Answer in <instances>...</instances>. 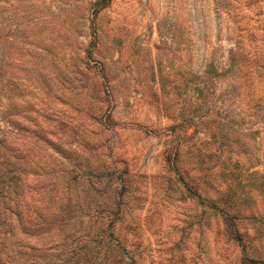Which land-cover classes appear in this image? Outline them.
<instances>
[{
    "label": "rangeland",
    "instance_id": "rangeland-1",
    "mask_svg": "<svg viewBox=\"0 0 264 264\" xmlns=\"http://www.w3.org/2000/svg\"><path fill=\"white\" fill-rule=\"evenodd\" d=\"M175 141L211 150L196 189ZM102 171L134 264H264V0H0L1 193L33 221ZM10 220L13 247L49 242Z\"/></svg>",
    "mask_w": 264,
    "mask_h": 264
},
{
    "label": "trees",
    "instance_id": "trees-1",
    "mask_svg": "<svg viewBox=\"0 0 264 264\" xmlns=\"http://www.w3.org/2000/svg\"><path fill=\"white\" fill-rule=\"evenodd\" d=\"M211 69L212 62L207 65V70ZM208 120L219 127L217 130L214 128L216 131L214 134L217 133L219 138L215 148L218 151L215 152V160H219L224 150L230 151L228 131L224 130L228 121L218 113L210 114ZM180 148L179 142L175 141L167 153V160L171 166L179 168L188 176V180H185L186 185L196 189L197 180L206 177L212 166L209 164L211 150L207 152L201 145L187 144L180 156ZM253 151L248 150L249 162L246 168L256 163L257 156ZM190 170H194L193 176L188 174ZM114 173L109 171L96 173L98 178L87 180L86 188L73 186L76 202L70 203L68 194L66 203L51 207L48 212H43V208H39L33 221L29 219L25 222H22V212L11 209L9 204L11 197L2 194L3 186H0V264H108V261L110 264H134L131 255L126 258L125 246L121 243L119 234L115 233L118 230L115 221L121 211L125 178L120 173L114 176ZM113 181L117 182L114 187ZM66 183V187H69V181ZM88 188L89 197L85 194ZM79 198L82 202L78 201ZM11 213L17 215L18 226L23 233L34 234L39 238L48 237L49 242L35 246L32 251L13 247L10 242V237L14 234ZM232 232L237 237V230ZM9 246H12L11 250L7 251L6 248Z\"/></svg>",
    "mask_w": 264,
    "mask_h": 264
}]
</instances>
